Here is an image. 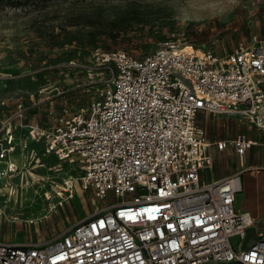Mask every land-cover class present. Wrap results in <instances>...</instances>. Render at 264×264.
Wrapping results in <instances>:
<instances>
[{"label": "built area", "instance_id": "1", "mask_svg": "<svg viewBox=\"0 0 264 264\" xmlns=\"http://www.w3.org/2000/svg\"><path fill=\"white\" fill-rule=\"evenodd\" d=\"M182 39L170 33L143 57L97 48L92 63L108 78L87 105L64 108L50 126L24 122L26 107L0 120L1 184L19 175L15 155L27 141H44L56 171L71 166L58 183L61 198L78 190L116 197L53 242L0 238V264H264V232L245 243L258 219L235 206L248 168L215 180L201 175L213 148L228 145L241 165L261 145L264 168V140L245 132L210 139L197 123L205 112L264 130L263 39L254 34L225 56L198 54Z\"/></svg>", "mask_w": 264, "mask_h": 264}, {"label": "rangeland", "instance_id": "2", "mask_svg": "<svg viewBox=\"0 0 264 264\" xmlns=\"http://www.w3.org/2000/svg\"><path fill=\"white\" fill-rule=\"evenodd\" d=\"M173 32L216 56H225L254 34L264 44V0H49L0 8V120L26 107L24 122L52 125L64 108L76 112L93 100L108 78L104 67L92 63L97 48L143 57ZM197 123L212 139L232 138L240 131L264 138V130L227 115L201 112ZM27 146L18 153L19 175L10 183L0 181L7 187L0 191L1 239L53 242L97 206L116 200L112 192L99 200L92 190L61 198L58 183L70 164L62 163L56 171L58 158L43 155L44 141L28 140ZM257 158L252 150L250 161ZM228 159L216 155L202 175L220 174ZM261 197L264 202L263 189Z\"/></svg>", "mask_w": 264, "mask_h": 264}, {"label": "crops", "instance_id": "3", "mask_svg": "<svg viewBox=\"0 0 264 264\" xmlns=\"http://www.w3.org/2000/svg\"><path fill=\"white\" fill-rule=\"evenodd\" d=\"M231 118L235 121H238V122H244V123L246 122V123L250 124L247 120H237V119H234L233 117H231ZM240 132H243V131H240ZM246 134H248V133H246ZM248 135L254 139L259 140V141L264 140V138H261V137L255 136V135H251V134H248ZM222 138H224V137H222ZM210 139H212V138H210ZM214 139H217V138H214ZM228 139H231V138H228ZM229 146H230V148L228 149ZM252 150L257 151L258 158L255 161H250ZM212 152H213V165L215 163V157L218 154H220V155L224 154L227 158L230 157V159H232V162H230L229 161L230 159H228V161H226L221 166L220 170L222 172L220 174L212 177V178H209V179L204 177L202 175V172H201L202 177L206 180L219 179V178L225 177L227 175H231V174H233V173H235L241 169L248 168L242 174V190L240 192H238L236 194V197H235V206L237 208H240V209L245 210V211H250L258 219L256 222V225L253 228L248 230V232L250 230L253 231L252 236H251V237H253L252 240H249L251 238L250 237L246 243L248 245L250 242H252L256 238L257 232H259V231L264 232V219H263L264 202L262 201V197H261L262 189L264 190V183H262V178L264 177V168H260V166L263 164V155H262L261 145H257L256 147L249 149V151L247 152V155H246V161H245L244 165L240 164L239 158L235 154V150H234V147L232 145H228L223 150H218L216 147H214ZM15 159L17 162H19V161L21 162V160H22L21 157L19 156V154L15 155ZM257 167H259V168H257Z\"/></svg>", "mask_w": 264, "mask_h": 264}, {"label": "trees", "instance_id": "4", "mask_svg": "<svg viewBox=\"0 0 264 264\" xmlns=\"http://www.w3.org/2000/svg\"><path fill=\"white\" fill-rule=\"evenodd\" d=\"M49 0H0V8H4L7 5L10 6H22L24 4L39 5L48 2ZM239 264V263H235Z\"/></svg>", "mask_w": 264, "mask_h": 264}, {"label": "bare ground", "instance_id": "5", "mask_svg": "<svg viewBox=\"0 0 264 264\" xmlns=\"http://www.w3.org/2000/svg\"><path fill=\"white\" fill-rule=\"evenodd\" d=\"M187 45H188L187 49H194L195 52H197L198 54H202L201 50L196 49V48H195L194 46H192L191 44H187ZM12 167H14V164H12ZM12 169H14V168H12ZM0 214H1V212H0Z\"/></svg>", "mask_w": 264, "mask_h": 264}]
</instances>
